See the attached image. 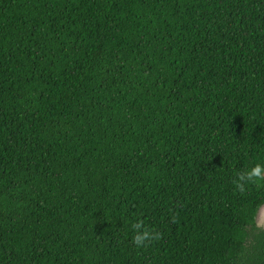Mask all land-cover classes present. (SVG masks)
<instances>
[{
  "label": "trees",
  "instance_id": "trees-1",
  "mask_svg": "<svg viewBox=\"0 0 264 264\" xmlns=\"http://www.w3.org/2000/svg\"><path fill=\"white\" fill-rule=\"evenodd\" d=\"M257 166L264 0H0V264H264Z\"/></svg>",
  "mask_w": 264,
  "mask_h": 264
},
{
  "label": "clouds",
  "instance_id": "clouds-1",
  "mask_svg": "<svg viewBox=\"0 0 264 264\" xmlns=\"http://www.w3.org/2000/svg\"><path fill=\"white\" fill-rule=\"evenodd\" d=\"M241 180H264V174H262L261 172V168L260 166H257L256 168H253L251 170H249L247 173L243 174L240 177ZM136 231V235L134 238V242L138 245H144L146 241L150 240L153 238L152 234L147 231V230H143L141 231V225L140 224H136L134 225Z\"/></svg>",
  "mask_w": 264,
  "mask_h": 264
},
{
  "label": "rangeland",
  "instance_id": "rangeland-1",
  "mask_svg": "<svg viewBox=\"0 0 264 264\" xmlns=\"http://www.w3.org/2000/svg\"><path fill=\"white\" fill-rule=\"evenodd\" d=\"M257 223L260 226H264V207L260 210L257 216Z\"/></svg>",
  "mask_w": 264,
  "mask_h": 264
}]
</instances>
